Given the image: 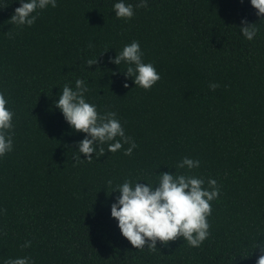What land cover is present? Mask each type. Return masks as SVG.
<instances>
[{
  "label": "trees",
  "instance_id": "16d2710c",
  "mask_svg": "<svg viewBox=\"0 0 264 264\" xmlns=\"http://www.w3.org/2000/svg\"><path fill=\"white\" fill-rule=\"evenodd\" d=\"M117 2L57 0L32 27H17L8 21L19 0H0V92L15 113L14 149L0 158V264H256L254 246L264 242V19L250 0H147L126 21L115 15ZM245 19L259 29L251 41L239 29ZM133 41L162 77L150 91L126 79V64L109 62ZM88 59L99 63L88 68ZM77 79L89 88L87 102L117 114L138 145L131 156L124 145L75 161L85 134L55 103ZM184 157L200 161L190 174L205 187L209 178L220 186L210 237L199 248L180 238L137 250L111 216L119 195L111 192L126 180L155 186L161 173L189 174L177 167Z\"/></svg>",
  "mask_w": 264,
  "mask_h": 264
},
{
  "label": "clouds",
  "instance_id": "9594fccd",
  "mask_svg": "<svg viewBox=\"0 0 264 264\" xmlns=\"http://www.w3.org/2000/svg\"><path fill=\"white\" fill-rule=\"evenodd\" d=\"M19 2L20 7L15 9L8 21L17 27H32L40 11L49 6L52 8L58 6L57 0ZM250 2L260 20L264 19V0ZM147 7V0H140L136 5L119 0L114 4V12L118 19L128 21L134 18L137 8ZM239 29L249 41L253 40L259 31L257 24H250L246 19L242 21ZM143 56L139 41H133L125 45L115 58H110L109 62L117 66L121 63L126 64V71L123 72L126 79L132 78L136 87L150 91L162 77L152 63L144 62ZM98 63L99 59L87 60L88 68ZM219 86L216 83L209 85L213 91ZM124 87L128 88L129 84L125 83ZM88 91L86 82L77 79L75 89L68 84L64 85L55 103V107L60 110L71 128L85 134V138L76 145L78 154L74 156L75 161L80 163L86 160L91 163L93 154L99 159L106 152L116 153L124 149V145H129L124 149V155L131 156L138 145L126 135L115 112L101 114L96 105L87 102L85 94ZM7 105L8 100L4 93L0 92V158L14 149L15 113ZM82 155L87 159H81ZM177 167L186 168L189 174L161 173L155 186L126 180L111 192L119 193L116 202L111 205V216L118 222L122 236L137 250L143 251L147 248L149 251H155L158 242L167 247L169 242L180 238L186 240L189 246L199 248L211 235L209 223L213 211L211 202L219 198L220 186L217 180L209 178L205 187L204 178L190 174L192 170L200 167L199 160L184 157ZM108 186H112L111 180L108 181ZM28 247H31L30 241L22 245V248ZM254 247V253L256 250L259 251L256 264H264V242H257ZM5 264H35V261L31 257H18L6 260Z\"/></svg>",
  "mask_w": 264,
  "mask_h": 264
}]
</instances>
